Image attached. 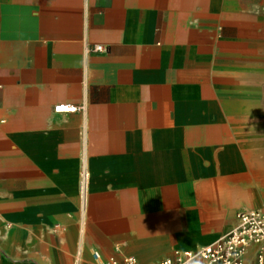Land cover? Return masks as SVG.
Masks as SVG:
<instances>
[{"label":"crops","instance_id":"crops-1","mask_svg":"<svg viewBox=\"0 0 264 264\" xmlns=\"http://www.w3.org/2000/svg\"><path fill=\"white\" fill-rule=\"evenodd\" d=\"M253 1L0 0V264H156L264 209Z\"/></svg>","mask_w":264,"mask_h":264},{"label":"built area","instance_id":"built-area-1","mask_svg":"<svg viewBox=\"0 0 264 264\" xmlns=\"http://www.w3.org/2000/svg\"><path fill=\"white\" fill-rule=\"evenodd\" d=\"M103 44H95L88 50L105 51ZM55 109L61 112H74L80 107L75 104H58ZM89 173L82 171L80 195L89 194ZM257 245L256 257L247 262L249 247ZM76 264H82L77 258ZM105 264H140L137 257L126 255L122 260L111 257ZM156 264H264V209H243L236 214L235 225L222 237L196 249L177 250L174 256L159 260Z\"/></svg>","mask_w":264,"mask_h":264},{"label":"rangeland","instance_id":"rangeland-1","mask_svg":"<svg viewBox=\"0 0 264 264\" xmlns=\"http://www.w3.org/2000/svg\"><path fill=\"white\" fill-rule=\"evenodd\" d=\"M262 12L263 14H261ZM249 17L250 21L255 24V26H261L260 28L264 29V0L253 1V12L249 15ZM82 199H86V196L83 195ZM237 209H239V207Z\"/></svg>","mask_w":264,"mask_h":264},{"label":"bare ground","instance_id":"bare-ground-1","mask_svg":"<svg viewBox=\"0 0 264 264\" xmlns=\"http://www.w3.org/2000/svg\"><path fill=\"white\" fill-rule=\"evenodd\" d=\"M84 200H86V199H84ZM86 202H87V200H86Z\"/></svg>","mask_w":264,"mask_h":264}]
</instances>
